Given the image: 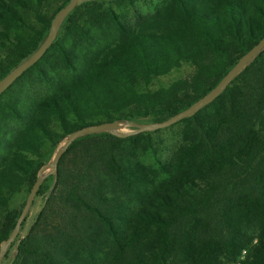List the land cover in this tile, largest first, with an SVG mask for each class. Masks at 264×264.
<instances>
[{
	"label": "trees",
	"instance_id": "1",
	"mask_svg": "<svg viewBox=\"0 0 264 264\" xmlns=\"http://www.w3.org/2000/svg\"><path fill=\"white\" fill-rule=\"evenodd\" d=\"M68 1L0 0V78ZM263 36L264 0H78L0 93V241L69 133L166 119ZM182 65L190 71L151 87ZM36 197L0 264H264V46L169 126L78 136Z\"/></svg>",
	"mask_w": 264,
	"mask_h": 264
},
{
	"label": "water",
	"instance_id": "2",
	"mask_svg": "<svg viewBox=\"0 0 264 264\" xmlns=\"http://www.w3.org/2000/svg\"><path fill=\"white\" fill-rule=\"evenodd\" d=\"M78 0H69L63 7L58 9L50 20V27L45 39L37 47V49L24 61L13 67L3 77L0 78V93L11 84L26 68L35 63L40 56L44 53L45 49L52 42L56 35L58 22L77 4ZM264 46V36L261 37L253 46H251L246 52H244L238 60L232 65V67L221 77L218 83L210 89L207 93L202 95L199 99L194 101L187 108L171 115L170 117L163 119L155 123H139L134 125L133 128L122 130L121 126H128L127 124H116L114 122H101L95 125L83 126L69 133L63 142L56 148L55 152L50 157L49 161L42 164L36 171L35 179L30 186L19 214L14 222L13 227L8 233L7 237L0 241V259L4 254L7 246L15 237L20 223L27 212L35 192L42 180L47 174H55L56 164L59 157L64 153L67 146L78 136L88 133H94L97 131H105L116 137H126L137 134L143 131H153L156 129L164 128L173 124L181 118L191 115L203 105L209 103L214 99L230 82V80L236 75V73L247 63L253 55H255ZM129 127V126H128Z\"/></svg>",
	"mask_w": 264,
	"mask_h": 264
},
{
	"label": "rangeland",
	"instance_id": "3",
	"mask_svg": "<svg viewBox=\"0 0 264 264\" xmlns=\"http://www.w3.org/2000/svg\"><path fill=\"white\" fill-rule=\"evenodd\" d=\"M190 71V68L186 65H182L180 66L177 70L167 74V75H163V76H160V77H157L154 81H153V84L151 85V87H156L158 85H164V84H167L168 82H170L171 80L177 78V77H180V76H183L185 75L186 73H188ZM122 130H125V129H128L130 127L128 126H121ZM23 195H24V192L23 191H19L15 194L12 195L11 199H10V206L12 208H16L19 206V204L22 202L23 200ZM39 204H40V199L39 197H36L33 202L31 203L30 207H29V211H28V221L30 219V217L35 213V211L38 209L39 207Z\"/></svg>",
	"mask_w": 264,
	"mask_h": 264
}]
</instances>
